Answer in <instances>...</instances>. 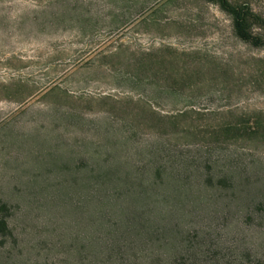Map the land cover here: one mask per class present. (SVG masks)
Segmentation results:
<instances>
[{
    "label": "rangeland",
    "instance_id": "374dc122",
    "mask_svg": "<svg viewBox=\"0 0 264 264\" xmlns=\"http://www.w3.org/2000/svg\"><path fill=\"white\" fill-rule=\"evenodd\" d=\"M206 165L264 175V48L217 5L0 0V264H264L263 182L224 206Z\"/></svg>",
    "mask_w": 264,
    "mask_h": 264
},
{
    "label": "trees",
    "instance_id": "16d2710c",
    "mask_svg": "<svg viewBox=\"0 0 264 264\" xmlns=\"http://www.w3.org/2000/svg\"><path fill=\"white\" fill-rule=\"evenodd\" d=\"M212 4L217 5L224 13H226L232 23V28L235 37H237L240 41L254 47V48H264V38L255 32V28H264V19L260 17L258 14L254 13L250 4L247 1H238V0H206ZM229 128V127H228ZM236 128V127H233ZM230 129V128H229ZM253 130V129H252ZM207 161L203 159L201 164L198 163V166L195 168H203L204 164ZM233 163V161H231ZM214 164V163H213ZM210 165H206L210 171ZM215 166V164H214ZM246 168V167H245ZM204 169V168H203ZM264 170V169H262ZM204 172V171H203ZM157 174V173H156ZM206 174V175H205ZM217 175L214 173L208 172L204 173V175H199L196 180L200 183H205L207 185L211 184L214 181L213 185L217 188L226 189L229 191H233L231 193L232 198L228 203L224 204V206H230V204L234 203L233 206H237L238 208H244L246 211L251 207L255 206L259 203V197L256 196H249L246 192V188L251 187L254 184V178L258 181V183L263 182L264 186V175H256L254 173L248 172V167L243 169L242 171H237L233 168H227L226 170H221L216 172ZM252 174V175H251ZM206 176V177H205ZM159 177V174H157ZM205 178V179H204ZM257 184V183H256ZM123 186L122 188H124ZM132 189L125 190L124 196L120 198L115 204V208L120 214L122 220L129 222L131 229H138L142 228L141 223L145 222L144 219L147 216V204L146 201L143 199H136L137 197L134 196V193L131 192ZM117 198V196H115ZM139 200H141L139 202ZM264 202V201H260ZM256 203V204H252ZM163 212V209L160 208ZM165 212V211H164ZM178 247L174 246V254L179 257L180 252L178 253ZM189 251V250H188ZM187 251V252H188ZM194 255V253H193ZM245 262V261H243ZM217 264V263H216ZM245 264V263H240ZM258 264V263H257Z\"/></svg>",
    "mask_w": 264,
    "mask_h": 264
}]
</instances>
